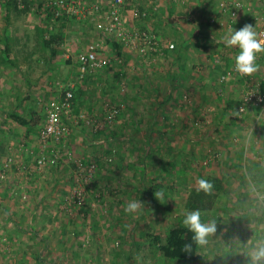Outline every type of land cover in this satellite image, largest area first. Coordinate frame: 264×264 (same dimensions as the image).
Here are the masks:
<instances>
[{
	"label": "rangeland",
	"instance_id": "1",
	"mask_svg": "<svg viewBox=\"0 0 264 264\" xmlns=\"http://www.w3.org/2000/svg\"><path fill=\"white\" fill-rule=\"evenodd\" d=\"M138 1L131 19L123 10L137 37L133 48L99 33L89 18L46 19L45 7L32 15L0 1V36L7 30L27 36L10 43L11 65L0 41V264H195L162 259L151 237L182 223L201 176L220 179L224 189L214 208L201 213L202 222L216 221L217 231L200 246L196 264H247L249 248L264 240V187L251 175L255 165L264 166V54L251 77L222 81L238 52L222 38L240 28L241 18L209 23L220 0ZM241 21H252L259 37L258 21ZM29 22L37 24L34 32ZM50 36L61 38L53 58L41 46ZM95 44L110 66L79 79L76 55ZM67 83L80 92L66 120L69 134L46 151L39 141L46 108ZM249 94L261 103L245 102ZM117 107L113 122L95 132L89 122L101 123ZM12 112H33L37 125H17L7 118ZM51 150L59 152L57 166L37 169L35 159ZM122 163L128 170L119 174L140 186L135 194L116 183ZM171 165L182 167L175 176ZM131 199L143 203L138 214L124 212Z\"/></svg>",
	"mask_w": 264,
	"mask_h": 264
},
{
	"label": "built area",
	"instance_id": "2",
	"mask_svg": "<svg viewBox=\"0 0 264 264\" xmlns=\"http://www.w3.org/2000/svg\"><path fill=\"white\" fill-rule=\"evenodd\" d=\"M134 0H110L107 3L94 2L90 5L86 0H51L49 3L50 7L53 8V20L65 16H77L78 19L90 20L94 22L96 30L104 34L105 36L116 38L117 41L122 42L125 46L133 48L137 37L133 39L127 25V18L123 16V10L125 9L127 2ZM264 6V0H262ZM16 5L18 8H23V0H17ZM245 4L240 0H220L218 3V14L219 18L213 17L209 23L222 25L224 22L233 23L235 22L242 10H244ZM258 24L264 23L263 18L255 19ZM259 32V37L264 39V24ZM174 46L170 44L168 49H173ZM102 46L95 44L90 49H86L79 52L75 58V64L77 67V74L79 79H83L91 74L100 72L110 66L111 60L101 52ZM237 75L240 78L244 77L235 71L233 66L230 73L227 76H222V81H227L230 75ZM62 96L49 103L45 113V124L39 135V141L43 149L47 151V146L50 141L59 143L65 136L69 134V128L67 126V119L71 116L73 111V97L75 83H67ZM258 87V86H257ZM256 98V99H255ZM261 99L257 98V95L249 94L245 102L258 101L261 103ZM257 102V103H258ZM264 109V106H263ZM119 114V108L110 109L105 115L101 123L89 122L95 130L100 131L103 126L110 125L116 116ZM83 118V116H81ZM69 120V119H68ZM51 156H45L44 154L38 156L35 159L37 169H42L45 166H57L58 155L51 150ZM57 155V156H56ZM264 204V196L260 198Z\"/></svg>",
	"mask_w": 264,
	"mask_h": 264
},
{
	"label": "trees",
	"instance_id": "3",
	"mask_svg": "<svg viewBox=\"0 0 264 264\" xmlns=\"http://www.w3.org/2000/svg\"><path fill=\"white\" fill-rule=\"evenodd\" d=\"M5 3V6L13 7V10L16 12H20L17 9L16 2L17 0H0ZM27 0H23L24 10L21 12H26L27 8L25 7ZM41 7L42 5L39 4ZM47 9L49 10L46 19L52 18L54 10L50 5H47ZM39 11H40V8ZM46 9V8H45ZM46 9V10H47ZM37 11V13L39 12ZM61 41L60 36H50L41 38V46L47 49L50 53V57H56L59 52L54 48V45L59 44ZM118 45H115L117 48ZM4 58L5 62L10 63L11 59L9 54V49L7 44L4 45ZM178 50V49H177ZM176 50V51H177ZM120 52H118V55ZM183 70V69H182ZM73 97V105L76 101L77 94L79 95L77 87H75ZM7 118L19 126H23L27 129L33 128L37 125L33 119V112H29L28 114L21 116L17 112L8 113ZM256 166V167H255ZM254 166V173H252V180L254 185L257 188L264 187V166ZM213 183L214 187L210 194L198 193L196 191L197 188H193L189 191V194L185 200L184 210L185 213L187 211L199 210L201 213L208 212L214 208L216 202L219 199V193L224 189L223 182L216 178L210 176L208 178ZM181 219V218H179ZM191 245L190 250H185L186 245ZM151 246L160 254V257L166 261H182L187 263H199L202 260V256L200 254V245L196 244L193 240V233L183 225V223H178L177 225L170 226L164 233L163 237L160 235H153L151 237Z\"/></svg>",
	"mask_w": 264,
	"mask_h": 264
},
{
	"label": "clouds",
	"instance_id": "4",
	"mask_svg": "<svg viewBox=\"0 0 264 264\" xmlns=\"http://www.w3.org/2000/svg\"><path fill=\"white\" fill-rule=\"evenodd\" d=\"M222 39L227 47L238 49L234 63L238 74L251 77L258 72L257 59L260 54H264V41L259 39L253 25L244 24L236 30L229 28ZM197 185L196 191L206 195L210 194L214 187L211 180L204 176L198 178ZM155 196L161 197L162 192H156ZM142 209L143 203L138 199H131L124 206L127 215L138 214ZM182 223L193 233V240L200 246H206L208 238L217 231L216 221L212 219L207 223L202 222L199 210L187 211ZM190 249V244L185 246V250ZM246 259L247 264H264V240L257 241L249 248Z\"/></svg>",
	"mask_w": 264,
	"mask_h": 264
},
{
	"label": "crops",
	"instance_id": "5",
	"mask_svg": "<svg viewBox=\"0 0 264 264\" xmlns=\"http://www.w3.org/2000/svg\"><path fill=\"white\" fill-rule=\"evenodd\" d=\"M43 1V2H42ZM46 1V0H45ZM44 0H27V2H26V5H25V7L27 8V10H29L31 13H32V15H34V12H37L38 11V6H39V4L40 3H44L45 2ZM86 1H89V2H87L89 5L91 4V3H94V2H98V3H107V2H109L110 0H86ZM136 1H138V0H136ZM141 1V0H140ZM240 1H242L244 4H245V9L244 10H242L241 12H240V14H239V17H238V19L240 20V18H241V20H243V18H245V19H247L248 20V17H250L253 21H254V19H259V18H263L264 19V6H263V4H262V0H240ZM133 2V1H132ZM132 2H130V3H127V5H126V7L127 8H125L126 9V16L128 17V18H130L131 19V13H132V11H131V8H130V6L132 5ZM45 5H42V9H40V11H39V13H42L43 11H44V7L47 9V5H48V3L47 2H45L44 3ZM141 3L138 1V5H140ZM142 5V4H141ZM4 6V5H3ZM218 7V6H217ZM214 16H216L217 18H219L220 16H219V14H218V9H217V13L214 15ZM213 16V17H214ZM240 20V23H238V26L241 28L244 24H246V23H244V21L242 22ZM250 24H254L252 21H250L249 22ZM264 23H262V24H259V25H263ZM37 25V24H36ZM36 25H34L32 22H29V24H28V29H31L30 31L31 32H34V30H35V26ZM5 26H6V24H5ZM25 26V25H24ZM4 31H5V28H4ZM11 31H9V30H7L5 33H3L1 36H0V41L2 42V47H3V50L5 49L4 48V45L5 44H7V46H8V49H9V45H11L10 43L12 42V41H17V42H20V41H18V40H21V39H23L24 40V43L27 41V36H25V34H22V36H12L13 35V33H12V35H11V33H10ZM27 48H28V45H26L25 46V48L24 47H22V50H27ZM10 51V50H9ZM4 52V51H3ZM10 54V53H9ZM262 59L263 58H260V60L262 61ZM259 60V59H258ZM132 103V102H131ZM122 123H127V121H126V119H122ZM153 124L155 123V122H152ZM121 125H123V124H121ZM125 125V124H124ZM30 132V130H28L26 133L28 134ZM113 140H114V142H116L117 143V141L118 140H115L116 139V137H113L112 138ZM177 139V138H176ZM243 139H244V137H243ZM178 140V139H177ZM190 142H192V140L190 141ZM187 147H188V149H190V153H192V155H193V151H194V147L192 146V145H188L187 144ZM239 149H236L234 152L235 153H238V155L240 154V151H238ZM238 151V152H237ZM120 152V151H119ZM122 152H120V154H121ZM235 153H233V154H235ZM123 154H127L126 152H125V149H123ZM150 154H152V152H150ZM92 157L94 158L95 156H96V158L98 157V153L96 154L95 152H93L92 153ZM95 155V156H94ZM124 155H121V157H123ZM128 166V165H127ZM127 166L124 164V163H122L121 164V166H119L118 168H117V170H118V173H117V184H121V186H122V188L124 189V190H126V193L127 192H131L132 194L134 193L135 194V190L136 189H138L140 186H139V184H131L129 181H127L126 180V175H124V172L122 173V174H119V171H121L122 169H123V167H124V169L125 170H128L127 169ZM117 167V166H116ZM181 168L182 167H178V166H176V168L173 166V165H171V169H172V171H173V176H175V172H174V170H176V171H180L181 170ZM224 168V167H223ZM186 169V168H185ZM162 170V168L160 169V171ZM190 171V170H189ZM130 175V174H129ZM128 183H130V184H128ZM128 184V185H127ZM174 187H175V191H176V186L174 185ZM124 190H122V192L124 191ZM118 191H120L119 189H118Z\"/></svg>",
	"mask_w": 264,
	"mask_h": 264
}]
</instances>
